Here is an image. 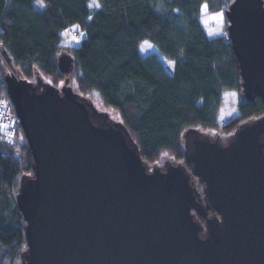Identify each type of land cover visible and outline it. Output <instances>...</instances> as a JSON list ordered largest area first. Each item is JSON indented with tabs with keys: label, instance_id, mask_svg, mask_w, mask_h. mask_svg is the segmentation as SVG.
Returning <instances> with one entry per match:
<instances>
[{
	"label": "water",
	"instance_id": "obj_1",
	"mask_svg": "<svg viewBox=\"0 0 264 264\" xmlns=\"http://www.w3.org/2000/svg\"><path fill=\"white\" fill-rule=\"evenodd\" d=\"M225 13L243 94L264 101V0ZM58 64L70 73L73 57ZM4 80L34 168L16 195L27 244L18 264H264V114L225 144L190 128L189 168L149 170L127 126L69 77L61 87Z\"/></svg>",
	"mask_w": 264,
	"mask_h": 264
},
{
	"label": "trees",
	"instance_id": "obj_2",
	"mask_svg": "<svg viewBox=\"0 0 264 264\" xmlns=\"http://www.w3.org/2000/svg\"><path fill=\"white\" fill-rule=\"evenodd\" d=\"M233 1L0 0V86L9 98L8 69L57 87L69 77L77 93L127 126L146 163L165 157L189 167L188 129L230 136L264 114L261 97L243 94L229 36H209L202 22ZM74 34L81 37L72 45ZM144 41L157 53L144 55ZM63 52L73 57L70 73L59 68ZM163 59L174 62L172 72ZM15 125L19 145L0 144V264L20 263L27 248L16 195L22 176L34 173L33 157Z\"/></svg>",
	"mask_w": 264,
	"mask_h": 264
},
{
	"label": "rangeland",
	"instance_id": "obj_3",
	"mask_svg": "<svg viewBox=\"0 0 264 264\" xmlns=\"http://www.w3.org/2000/svg\"><path fill=\"white\" fill-rule=\"evenodd\" d=\"M91 3L94 4L95 3V0H91ZM202 22H203V24L205 26V29H206V32L208 33L209 36L214 37V36H219L221 34H227L228 35L227 25H228L229 21H228V19L226 17L225 9L212 12V13H210V14L202 17ZM80 37H81L80 34H78V35L77 34L71 35L68 42H70V43L72 42V45L73 44H76V43H79L80 42ZM141 50H142V52H143L144 55H150L152 53H157L156 47L153 44H151V42H149V41H144L142 43ZM163 60L165 62V65H166V68L168 69V71L172 72L174 62L171 61V60H168V59H163ZM66 79H64L63 82L61 83V85H59L58 87H61L62 85H64ZM41 80H42V82H47V81H43V79H41ZM36 81H37V78H35V80L33 82L36 83ZM47 83H49V82H47ZM70 83H71V80H70ZM71 85H72V83H71ZM238 98H240V95H239ZM97 107L100 110H105V111L109 112V110L105 109L102 106H98L97 105ZM110 115H111L112 118H114L112 116L113 114H110ZM228 119L229 118L226 117V116L220 118L221 125L227 123L228 122ZM234 132H233V134H234ZM204 133L207 134V135H209L212 139H214L217 136H220V140L224 144L227 143L228 140L233 135V134L230 135V136H227V135L224 136V135H221V134L218 135V133H212L211 131L210 132H204ZM177 163L178 162L174 161L172 158L170 159V158H165L164 157V158L160 159L159 162L149 164V166L151 168H153V167H160V168H162L161 166H163V165L166 166V164H177ZM181 163H184V162H181ZM162 169H165V168H162ZM194 179H195V184H196L195 186H197L198 187V190H200V188H202V186H201V183H200L199 179L197 177H195V176H194ZM193 212H195V211L193 210ZM196 217H197V219H200L201 220V218H199V216L197 214H196ZM201 221H202V223H205L204 220H201Z\"/></svg>",
	"mask_w": 264,
	"mask_h": 264
},
{
	"label": "built area",
	"instance_id": "obj_4",
	"mask_svg": "<svg viewBox=\"0 0 264 264\" xmlns=\"http://www.w3.org/2000/svg\"><path fill=\"white\" fill-rule=\"evenodd\" d=\"M16 119L19 121L14 104L5 96L0 86V144L19 145L17 141L19 128L15 125ZM15 157L20 159L17 152Z\"/></svg>",
	"mask_w": 264,
	"mask_h": 264
},
{
	"label": "flooded vegetation",
	"instance_id": "obj_5",
	"mask_svg": "<svg viewBox=\"0 0 264 264\" xmlns=\"http://www.w3.org/2000/svg\"><path fill=\"white\" fill-rule=\"evenodd\" d=\"M6 71V73H5V75L6 74H8V73H11L12 71L11 70H5ZM20 77V76H19ZM42 82V80L40 79V78H38L37 79V81H36V83H38V82H40V81ZM162 168H165V166L163 165V166H161ZM149 170H152V168L150 167L149 168ZM201 186H202V188H200V190H201V192H202V197H203V201H204V203L206 202V199H205V196H204V194H203V185H202V183H201ZM209 214H212L211 212L209 213ZM204 233V232H203Z\"/></svg>",
	"mask_w": 264,
	"mask_h": 264
},
{
	"label": "snow or ice",
	"instance_id": "obj_6",
	"mask_svg": "<svg viewBox=\"0 0 264 264\" xmlns=\"http://www.w3.org/2000/svg\"><path fill=\"white\" fill-rule=\"evenodd\" d=\"M98 6V5H97ZM205 7H207V6H205Z\"/></svg>",
	"mask_w": 264,
	"mask_h": 264
}]
</instances>
